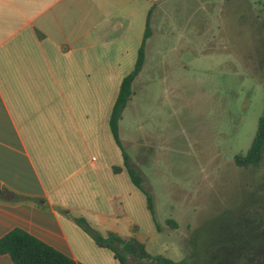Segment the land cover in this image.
Returning a JSON list of instances; mask_svg holds the SVG:
<instances>
[{
  "label": "crops",
  "instance_id": "crops-1",
  "mask_svg": "<svg viewBox=\"0 0 264 264\" xmlns=\"http://www.w3.org/2000/svg\"><path fill=\"white\" fill-rule=\"evenodd\" d=\"M156 1L0 0V188L31 196L0 199V235L17 226L77 263L120 264L75 217L156 231L151 214H129L140 189L109 127ZM0 264L13 263L0 251Z\"/></svg>",
  "mask_w": 264,
  "mask_h": 264
},
{
  "label": "rangeland",
  "instance_id": "rangeland-1",
  "mask_svg": "<svg viewBox=\"0 0 264 264\" xmlns=\"http://www.w3.org/2000/svg\"><path fill=\"white\" fill-rule=\"evenodd\" d=\"M149 29L118 119L156 222L138 238L173 260L234 264L224 212L244 178L229 176L228 154L248 147L264 113V0H158ZM140 191L129 214H151Z\"/></svg>",
  "mask_w": 264,
  "mask_h": 264
},
{
  "label": "trees",
  "instance_id": "trees-1",
  "mask_svg": "<svg viewBox=\"0 0 264 264\" xmlns=\"http://www.w3.org/2000/svg\"><path fill=\"white\" fill-rule=\"evenodd\" d=\"M149 11L146 15L145 27L134 65L122 76L109 115L110 131L117 144H119L118 119L123 107L130 98L132 80L142 65L144 40L150 33ZM262 139H264V113L260 114L257 118L256 128L247 148L249 154L257 151L258 142ZM122 155L130 180L144 193L146 206L152 215L154 223H156L149 195L141 184L140 176L134 173V170L128 166L127 157L123 151ZM30 198L31 196L21 194L5 186L0 188V199L2 200L17 202L29 200ZM74 220L92 237L97 245L109 248L120 264H134L127 261L128 256L133 258L135 262H142L144 264H189L186 258L173 260L161 253H149L145 248L144 242L139 240L134 233L128 236H121L111 230L102 233L91 226L82 216L75 217ZM166 222L171 224V222L174 223V220L168 218ZM134 229L135 226L133 225L132 230ZM233 248L234 264H244L243 261H245L246 257L251 261V255L254 252H251L249 248L246 249L239 241ZM0 251L7 253L13 264H81L17 226L10 228L0 235Z\"/></svg>",
  "mask_w": 264,
  "mask_h": 264
},
{
  "label": "flooded vegetation",
  "instance_id": "flooded-vegetation-1",
  "mask_svg": "<svg viewBox=\"0 0 264 264\" xmlns=\"http://www.w3.org/2000/svg\"><path fill=\"white\" fill-rule=\"evenodd\" d=\"M247 148L244 151L233 148L228 154L229 176L240 170L238 174L244 179L239 203L226 208L224 213L233 226L230 231L233 247L240 241L246 249L256 252L255 264H264V139L258 142L256 152L249 154ZM243 263L252 261L246 257Z\"/></svg>",
  "mask_w": 264,
  "mask_h": 264
}]
</instances>
